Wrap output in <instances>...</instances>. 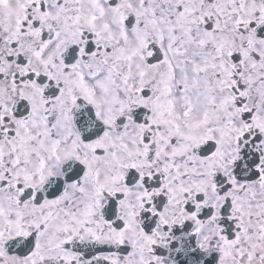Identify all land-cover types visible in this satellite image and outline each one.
Masks as SVG:
<instances>
[{
	"label": "snow or ice",
	"instance_id": "6c2138e0",
	"mask_svg": "<svg viewBox=\"0 0 264 264\" xmlns=\"http://www.w3.org/2000/svg\"><path fill=\"white\" fill-rule=\"evenodd\" d=\"M0 264H264V0H0Z\"/></svg>",
	"mask_w": 264,
	"mask_h": 264
}]
</instances>
